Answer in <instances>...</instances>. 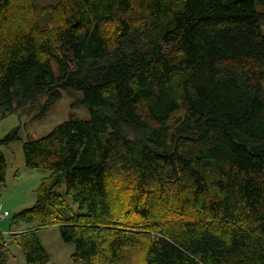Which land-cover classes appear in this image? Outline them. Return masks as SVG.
Listing matches in <instances>:
<instances>
[{"label": "trees", "instance_id": "1", "mask_svg": "<svg viewBox=\"0 0 264 264\" xmlns=\"http://www.w3.org/2000/svg\"><path fill=\"white\" fill-rule=\"evenodd\" d=\"M263 24L264 0H0L3 116L90 112L23 143L50 174L0 264H50L49 226L87 264H264Z\"/></svg>", "mask_w": 264, "mask_h": 264}, {"label": "rangeland", "instance_id": "2", "mask_svg": "<svg viewBox=\"0 0 264 264\" xmlns=\"http://www.w3.org/2000/svg\"><path fill=\"white\" fill-rule=\"evenodd\" d=\"M55 2L57 0H37L39 6ZM54 68L57 71L55 64ZM62 95V98L42 119H35V117L45 98L34 105L27 106L23 111L19 110L8 116H3L0 110V139L15 129L19 130L20 136V139L13 143L6 145L0 143V150L8 164L6 181L0 185V214L6 211L9 213L8 216H0V231H22L34 227V224L15 221L13 218L17 212L35 205L37 190L43 178L50 174L49 170L32 169L26 166L23 143L47 135L59 124L71 118H90L88 107L80 103L82 97L80 92H64ZM65 189V186L58 188L71 206L77 210V204L65 195ZM37 235L50 256V264H87L86 260H72L75 245L62 239L58 226L40 228L37 230ZM9 247L11 254L8 264H28L22 248L16 241H12Z\"/></svg>", "mask_w": 264, "mask_h": 264}, {"label": "built area", "instance_id": "3", "mask_svg": "<svg viewBox=\"0 0 264 264\" xmlns=\"http://www.w3.org/2000/svg\"><path fill=\"white\" fill-rule=\"evenodd\" d=\"M8 215H9V213L7 211L0 214L1 217H5ZM14 233H15V231H13V230H11V231H0V241L4 240L5 245L9 244V241H11V238H12Z\"/></svg>", "mask_w": 264, "mask_h": 264}, {"label": "crops", "instance_id": "4", "mask_svg": "<svg viewBox=\"0 0 264 264\" xmlns=\"http://www.w3.org/2000/svg\"><path fill=\"white\" fill-rule=\"evenodd\" d=\"M13 231H21V230H13Z\"/></svg>", "mask_w": 264, "mask_h": 264}]
</instances>
